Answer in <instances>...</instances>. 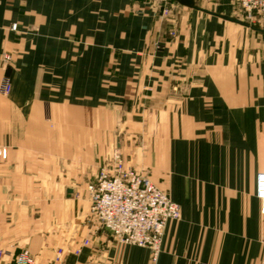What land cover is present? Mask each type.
Segmentation results:
<instances>
[{
	"label": "crops",
	"instance_id": "obj_1",
	"mask_svg": "<svg viewBox=\"0 0 264 264\" xmlns=\"http://www.w3.org/2000/svg\"><path fill=\"white\" fill-rule=\"evenodd\" d=\"M171 1L120 23L101 0H0V239L22 237L10 224L28 194L39 264H53L54 222L81 240L68 264H150L90 216L86 185L114 146L180 205L157 264H264V27Z\"/></svg>",
	"mask_w": 264,
	"mask_h": 264
},
{
	"label": "built area",
	"instance_id": "obj_2",
	"mask_svg": "<svg viewBox=\"0 0 264 264\" xmlns=\"http://www.w3.org/2000/svg\"><path fill=\"white\" fill-rule=\"evenodd\" d=\"M237 3L246 18L264 20V0H237ZM5 153L0 151V155ZM125 171L109 174L102 170L87 185L91 213L96 224L107 229L119 242L150 248L152 260L156 262L167 223L181 216L180 206L148 178L135 171ZM256 196L264 216V172L257 176ZM15 264H36V260L26 251L17 256Z\"/></svg>",
	"mask_w": 264,
	"mask_h": 264
},
{
	"label": "rangeland",
	"instance_id": "obj_3",
	"mask_svg": "<svg viewBox=\"0 0 264 264\" xmlns=\"http://www.w3.org/2000/svg\"><path fill=\"white\" fill-rule=\"evenodd\" d=\"M196 1H197L196 4L203 7V8H206V9H212L213 8V9L222 10V11L223 10H229L230 16H232V17L238 18V19H240V20H242L248 24H252L255 26L262 25V28L264 26V20H262V19L256 18V19L252 20V19L246 18V16L243 13V10L239 7L237 0H196ZM169 2H172V1L171 0H101V8H102V10H106V9L112 10L113 7L116 8V11H115L117 14V15H115L116 19L118 20V22L124 23V20H123V18H125L124 12H126L125 9H127V8L131 7V9H129L130 11H127V12H130L132 14L142 11V8L144 9L145 6H150L152 8H156V9L162 8V11H163L162 13L164 15H168V13L170 12V11H168V7H167ZM165 4H167V6L162 7ZM107 12L108 11H106V13L104 11H102V16H101L102 21L101 22L110 25L111 23L114 22L113 19L115 18V16L113 14H108ZM11 27H12V29H17L18 25H17V23H15ZM12 60H13L12 55L10 53H7V52L3 53V55H2V66L7 67L8 65L11 64ZM0 89L2 90L3 93H9V91L11 89L10 82L8 80L3 82L0 86ZM0 151L6 152L5 156L0 155V159L6 158V156H7L6 148L0 147ZM102 170H105L109 174H113V173L119 174V173L126 172L125 170L135 171V172L139 173L141 176L148 178L154 184V186L159 188L163 193H165L168 197H170L167 191L160 188L152 180V177L150 174H148L144 170H140V169L130 165L124 159L123 154H122L119 147L114 146V148L112 149L111 154H110V159L106 162L105 165L101 166L98 173L96 175H94V177L87 183V185L90 182L94 181L95 178L98 176V174ZM87 185H86V193L88 196L87 199L90 202V216L93 219L94 224L96 225V227L98 229L103 228V227H100L96 224V222L94 220V216L91 213V200H90V197H89V194L87 191ZM255 194H256V190H255ZM25 196L28 198V194H24V196H21V199H20V201L23 205L18 207V208H15L17 210V212L19 213V215H21L22 222L20 224L16 223V222H14L13 224H10L11 229H14V228L19 229L18 230L20 232L19 234H21L22 237H18V238L14 237L12 239H10V238L9 239H0V261L4 260V261H1L2 264H7V262H5V259H4L5 255L10 254L11 251L13 250V248H17V246H19L20 249H18L17 252L14 254L11 264H15L17 256L20 255L22 252H26V251L29 252V254L36 260V264H39V260H38L37 256L34 255L32 253V251L27 247L28 246L27 245L28 244L27 235H32V206L26 205L28 203V201L26 200L27 198H23ZM79 196H80L79 193L75 194V197H79ZM9 197H11V196H9ZM170 199H171V197H170ZM12 209H14V208H10L9 210L12 211ZM37 210H39V209H37ZM180 210H181V208H180ZM260 212H261V203H260ZM40 214H41V212H37L36 213L37 217H39ZM261 215H262V213H261ZM173 220H177V219H173ZM168 223H167V225H168ZM70 226H73V223H71ZM64 228H66V227L61 222H54L52 224V228H50L54 231V234H58V236H56L57 238L54 237L52 240H50V243H52V244H50V256L53 259V264H68L64 260V255L67 254V252H74V254L78 255V254H80L81 249H82L81 244H80L81 243L80 238L74 239V237H72L73 233H71V232H68L66 234L64 233L63 236L66 237L67 235H70L71 236L70 238H67V237L64 238L61 234L57 233L59 230H63ZM166 228H167V226H166ZM68 229L69 228H67V231H68ZM71 229H73V227ZM103 229H105V228H103ZM105 230H107V229H105ZM24 231H26L27 233H25ZM165 231H166V229H165ZM111 236L115 241H117L118 243H121L118 240H116L112 234H111ZM163 239H164V237H163ZM82 243L88 244L89 240L86 239ZM122 244H126V243H122ZM127 245H131V244H127ZM133 246H137V245H133ZM138 247H140V246H138ZM143 248H148V247H143ZM161 250H162V248H161ZM150 251H151L150 264H157V261L154 262L152 260L153 252L151 249H150ZM103 262H105V261L93 262V263H89V264H96V263H103ZM109 262H112V261H109ZM113 263H122V262H113Z\"/></svg>",
	"mask_w": 264,
	"mask_h": 264
},
{
	"label": "water",
	"instance_id": "obj_4",
	"mask_svg": "<svg viewBox=\"0 0 264 264\" xmlns=\"http://www.w3.org/2000/svg\"><path fill=\"white\" fill-rule=\"evenodd\" d=\"M178 1L180 4L182 5H185V6H188V7H192V8H199L196 4V1L195 0H176ZM223 18H226L228 20H232V21H235V22H239V23H244L246 24L244 21L238 19V18H235V17H230V16H224V15H221ZM261 31L264 33V29H261Z\"/></svg>",
	"mask_w": 264,
	"mask_h": 264
}]
</instances>
